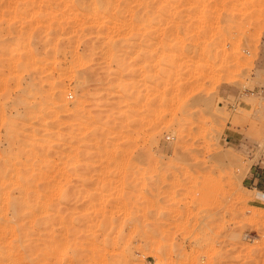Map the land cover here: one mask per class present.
<instances>
[{"label": "rangeland", "instance_id": "374dc122", "mask_svg": "<svg viewBox=\"0 0 264 264\" xmlns=\"http://www.w3.org/2000/svg\"><path fill=\"white\" fill-rule=\"evenodd\" d=\"M95 1L0 0V264H264V0Z\"/></svg>", "mask_w": 264, "mask_h": 264}, {"label": "bare ground", "instance_id": "6f19581e", "mask_svg": "<svg viewBox=\"0 0 264 264\" xmlns=\"http://www.w3.org/2000/svg\"><path fill=\"white\" fill-rule=\"evenodd\" d=\"M95 1V0H94ZM99 1V0H98ZM101 1H104V0H101ZM230 1V0H229ZM96 2V1H95ZM104 2H106V3H108V4H112V3H114V1H112V0H105ZM103 2V3H104ZM97 3V2H96ZM99 3H101V2H99ZM82 4V3H81ZM107 4V5H108ZM147 4V3H146ZM101 5V4H100ZM111 7V6H110ZM131 8V7H130ZM112 13V12H111ZM102 16V15H101ZM132 18V17H131ZM95 19V18H94ZM147 19V18H146ZM101 20V19H100ZM99 23V22H98ZM98 23H97V25H98ZM122 25V24H121ZM123 26V25H122ZM138 30V29H137ZM8 32V31H7ZM115 32V31H114ZM95 42V41H94ZM116 45V44H115ZM114 45V46H115ZM62 48V47H61ZM58 49H59V47H58ZM61 50V49H60ZM60 50H58V51H60ZM120 50H121V48H120ZM31 54V53H30ZM31 57V56H30ZM31 87V86H30ZM28 91V90H27ZM26 94V93H25ZM26 98V97H25ZM7 120V119H6ZM10 137V136H9ZM57 137V136H56ZM15 138V137H14ZM61 138V137H60ZM37 141V140H36ZM10 145V144H9ZM51 149V148H50ZM43 159V158H42ZM29 164H31V161H30V163ZM26 166H27V164H26ZM70 250V249H69ZM76 250V249H75ZM75 250H71V251H68V252H66L65 254H64V256H63V261L64 262H69L70 260H72L73 258H75V256L77 255V252L75 251ZM47 263H49V262H47ZM159 264H165L164 262L163 263H159Z\"/></svg>", "mask_w": 264, "mask_h": 264}, {"label": "crops", "instance_id": "0c3cea01", "mask_svg": "<svg viewBox=\"0 0 264 264\" xmlns=\"http://www.w3.org/2000/svg\"><path fill=\"white\" fill-rule=\"evenodd\" d=\"M251 182H252V185H253V176H252V181ZM259 182H261V179L259 177H255L254 184L257 185L258 186L257 188L259 190H262V192L264 193V184H263V182H261V184H258Z\"/></svg>", "mask_w": 264, "mask_h": 264}]
</instances>
